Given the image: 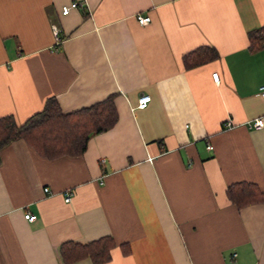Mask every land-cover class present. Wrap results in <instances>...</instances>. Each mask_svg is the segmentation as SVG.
Segmentation results:
<instances>
[{
	"label": "crops",
	"instance_id": "0c3cea01",
	"mask_svg": "<svg viewBox=\"0 0 264 264\" xmlns=\"http://www.w3.org/2000/svg\"><path fill=\"white\" fill-rule=\"evenodd\" d=\"M260 27L264 0H0V117L109 96L118 116L81 156L0 150V264H61V244L101 237L102 264H264V203L226 197L238 182L264 191V127L243 126L264 114V40L248 48ZM201 46L217 58L185 68Z\"/></svg>",
	"mask_w": 264,
	"mask_h": 264
},
{
	"label": "trees",
	"instance_id": "16d2710c",
	"mask_svg": "<svg viewBox=\"0 0 264 264\" xmlns=\"http://www.w3.org/2000/svg\"><path fill=\"white\" fill-rule=\"evenodd\" d=\"M264 40V27L248 31V48L257 50ZM217 58L214 48L198 47L182 57L185 68L190 69ZM118 116L113 96L96 104L63 113L54 97L46 99L43 108L17 124L12 116L0 117V150L22 139L47 159L59 156H81L88 140L111 129ZM228 200L240 209L254 203H264V191L252 183L238 182L226 189ZM114 242L109 237L80 244L65 242L58 249L61 264H73L88 258L93 264L110 259Z\"/></svg>",
	"mask_w": 264,
	"mask_h": 264
},
{
	"label": "built area",
	"instance_id": "2783aa9c",
	"mask_svg": "<svg viewBox=\"0 0 264 264\" xmlns=\"http://www.w3.org/2000/svg\"><path fill=\"white\" fill-rule=\"evenodd\" d=\"M81 7V3L78 2V1H71L69 4L67 5H64L62 6L61 8V13L62 14H67L70 9H74V8H79ZM136 20L139 24H147L149 21H150V18L148 16H142V15H136ZM53 29V33H54V36L57 40H59V36H58V30L55 26L52 27ZM212 79L215 81V82H218V74L217 73H213L212 74ZM259 94L260 96L262 97L263 101H264V84H262L260 87H259ZM150 100V96L148 95H142L138 98L137 100V107L140 108V109H143L146 107L147 103L149 102ZM236 125L234 124V122L232 121L231 118H227L226 120H224L222 122V128L223 129H231L233 127H235ZM243 126H245L246 128L248 129H251V130H260L264 127V114L261 115V116H258V117H255L251 120H247L246 122L243 123ZM206 148L207 149H211V146L210 145H206ZM103 159L101 160V163H103ZM46 190V188H45ZM71 199V195L70 193H67L65 194L64 196V202H69ZM25 218L28 220V221H32L35 216L34 215H31V214H25Z\"/></svg>",
	"mask_w": 264,
	"mask_h": 264
}]
</instances>
